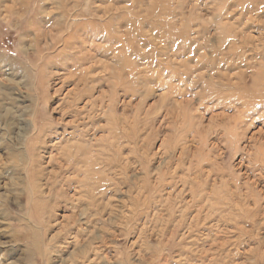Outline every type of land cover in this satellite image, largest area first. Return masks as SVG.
Wrapping results in <instances>:
<instances>
[{
	"label": "rangeland",
	"instance_id": "1",
	"mask_svg": "<svg viewBox=\"0 0 264 264\" xmlns=\"http://www.w3.org/2000/svg\"><path fill=\"white\" fill-rule=\"evenodd\" d=\"M0 264H264V0H0Z\"/></svg>",
	"mask_w": 264,
	"mask_h": 264
}]
</instances>
